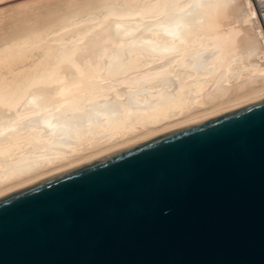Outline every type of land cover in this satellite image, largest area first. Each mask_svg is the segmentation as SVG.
Segmentation results:
<instances>
[{
  "label": "bare ground",
  "instance_id": "obj_1",
  "mask_svg": "<svg viewBox=\"0 0 264 264\" xmlns=\"http://www.w3.org/2000/svg\"><path fill=\"white\" fill-rule=\"evenodd\" d=\"M0 27V193L264 94V0H57Z\"/></svg>",
  "mask_w": 264,
  "mask_h": 264
},
{
  "label": "water",
  "instance_id": "obj_2",
  "mask_svg": "<svg viewBox=\"0 0 264 264\" xmlns=\"http://www.w3.org/2000/svg\"><path fill=\"white\" fill-rule=\"evenodd\" d=\"M0 264H264V94L0 193Z\"/></svg>",
  "mask_w": 264,
  "mask_h": 264
},
{
  "label": "rangeland",
  "instance_id": "obj_3",
  "mask_svg": "<svg viewBox=\"0 0 264 264\" xmlns=\"http://www.w3.org/2000/svg\"><path fill=\"white\" fill-rule=\"evenodd\" d=\"M52 1L56 2L57 0H40V1H38V0L37 1H35V0H0V19H1V17L2 18L4 17V19H6V18L11 17V15L16 16L17 14L28 12L29 10H31L37 6H40V5L52 4V3H54ZM28 2H30L31 4ZM34 2H35V4H34ZM22 3L26 4V5H23ZM20 6H25V7L22 8ZM1 29L2 28L0 27V30Z\"/></svg>",
  "mask_w": 264,
  "mask_h": 264
}]
</instances>
